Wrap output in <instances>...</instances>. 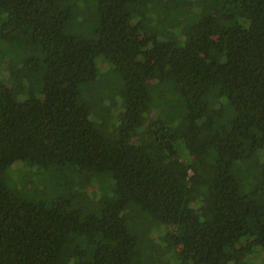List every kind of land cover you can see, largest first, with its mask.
Returning <instances> with one entry per match:
<instances>
[{
	"label": "trees",
	"instance_id": "16d2710c",
	"mask_svg": "<svg viewBox=\"0 0 264 264\" xmlns=\"http://www.w3.org/2000/svg\"><path fill=\"white\" fill-rule=\"evenodd\" d=\"M0 264H264V0H0Z\"/></svg>",
	"mask_w": 264,
	"mask_h": 264
}]
</instances>
